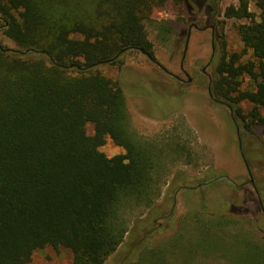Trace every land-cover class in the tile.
<instances>
[{"label": "trees", "instance_id": "1", "mask_svg": "<svg viewBox=\"0 0 264 264\" xmlns=\"http://www.w3.org/2000/svg\"><path fill=\"white\" fill-rule=\"evenodd\" d=\"M170 1L186 4L189 15L200 2L0 0V29L19 48L0 44V264H29L33 253L46 246L70 251L71 264H105L129 232L125 212L150 209L162 196V155L133 130L122 82L98 68L118 64L132 51L155 62L147 23ZM255 2L259 21L249 0L226 10V18L250 20L239 27L245 50L221 53L216 40L210 83L214 103L226 105L241 120L247 117L241 104L254 105L247 131L251 124L264 129V0ZM201 4L212 16L209 1ZM156 25L161 40L171 39L182 27L171 21ZM249 51L254 60L245 61ZM244 77L254 91L242 90ZM108 140L124 153H103L100 148ZM240 154L249 168L258 165ZM222 175L179 172L166 193L174 199L182 182L192 201L195 190H201L200 202L188 206L201 226L198 248L225 256L232 251L236 264H264L263 247L252 236L230 233L237 224L224 214L237 211L230 202L239 191ZM256 181H262L253 183L259 193ZM220 185L232 187L231 194L222 195ZM154 210L161 208L153 207L151 216ZM120 264L169 263L152 250Z\"/></svg>", "mask_w": 264, "mask_h": 264}, {"label": "rangeland", "instance_id": "2", "mask_svg": "<svg viewBox=\"0 0 264 264\" xmlns=\"http://www.w3.org/2000/svg\"><path fill=\"white\" fill-rule=\"evenodd\" d=\"M205 1H210L213 17L206 13V8L201 4ZM249 3L250 12L259 21L261 12L255 0H249ZM199 4L201 11L191 4L198 15H189L186 4L177 5L172 1L154 11L151 17L153 23H147V30L155 47V62L141 52L132 51L126 53L120 63L103 64L98 68L107 77L122 82L133 130L161 153L164 166L163 193L153 205L161 210L156 213L154 210L152 216L149 213L153 207L127 210L129 232L119 251L109 257L105 264H120L122 260L135 262L152 250L161 252L169 264H236L233 254L229 256L232 251L227 256L212 254L195 244L201 226L196 225L188 206L200 202L201 190H195L196 196L188 201L184 189L187 186L178 182L176 196L174 199L168 197L166 192L169 185L179 172L196 177L213 170L227 176L239 191L238 199L230 202L237 211L224 214L226 219L237 224L232 226L230 233L252 236L264 251V129L251 124L247 131L253 104H241L242 113L247 116L243 121L226 105H216L209 92L215 71L211 63L212 30L216 31L221 53L222 50L242 53L245 47L239 27L250 20L226 18V10L238 6L239 0H216L214 6L211 0H200ZM165 21L176 22L182 27L175 31L171 39L161 40L156 24ZM194 21L199 29H191ZM189 30L191 39L185 55V37ZM0 44L10 50H19L2 29ZM244 60H254L252 52L249 51ZM184 72L192 79L191 83ZM254 89L251 80L244 77L242 90ZM261 113L264 114V109ZM234 119L246 141L243 142L246 159L250 164L252 160L259 161L258 165L250 168L252 177L240 154V134L235 128ZM88 129L92 134V127ZM100 150L109 157L124 153L111 140ZM252 179H261V185L256 181L260 194L254 188ZM231 189L227 185L218 188L224 196L231 194ZM138 225L141 228L137 231ZM186 247L192 250L188 251ZM71 261L72 254L67 249L46 246L33 253L29 264H71Z\"/></svg>", "mask_w": 264, "mask_h": 264}, {"label": "flooded vegetation", "instance_id": "3", "mask_svg": "<svg viewBox=\"0 0 264 264\" xmlns=\"http://www.w3.org/2000/svg\"><path fill=\"white\" fill-rule=\"evenodd\" d=\"M195 1H197V0H195ZM211 2H212V5L214 6L215 5V0H211ZM197 6H198V8H200V9H198V11H201V4H198L197 3ZM207 7L210 9L211 8V5H210V1H209V4H207ZM198 11H195L194 12V14H196V15H198L197 13H198ZM213 17V16H212ZM192 27H191V29H199L198 28V26L196 25V21H194L193 23H192V25H191ZM214 29V28H213ZM213 31V41H212V46H213V55H212V58H211V63L213 64L214 63V59H215V55H216V52H217V45H216V31H215V29L214 30H212ZM190 39H191V31L189 30L188 32H187V35H186V37H185V55H186V53H187V50H188V47H189V42H190ZM185 73V72H184ZM186 74V77H188V79H189V83H191L192 82V79L189 77V75L187 74V73H185ZM209 92H210V88H209ZM212 97V96H211ZM234 123L236 124V129H237V131H238V133H239V125L237 124V121L234 119ZM240 134V133H239ZM242 136H241V134H240V153H242V155H245V152H244V150H243V142H245L246 143V141H244V139H242L241 138ZM246 156V155H245ZM247 168H248V171H249V174H250V176L252 177V175H251V172H250V168L247 166ZM252 183H254V180L252 179Z\"/></svg>", "mask_w": 264, "mask_h": 264}]
</instances>
